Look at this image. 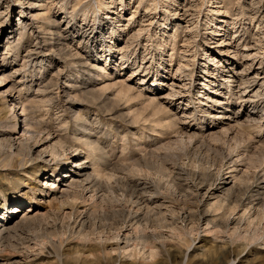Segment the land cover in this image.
Returning <instances> with one entry per match:
<instances>
[{"label":"rangeland","instance_id":"obj_1","mask_svg":"<svg viewBox=\"0 0 264 264\" xmlns=\"http://www.w3.org/2000/svg\"><path fill=\"white\" fill-rule=\"evenodd\" d=\"M0 40V264H264V0H0Z\"/></svg>","mask_w":264,"mask_h":264},{"label":"bare ground","instance_id":"obj_2","mask_svg":"<svg viewBox=\"0 0 264 264\" xmlns=\"http://www.w3.org/2000/svg\"><path fill=\"white\" fill-rule=\"evenodd\" d=\"M21 24V28L22 29H24L25 27H27L26 26V24L25 23H23V22H21L20 23ZM2 40V39H1ZM0 40V41H1ZM124 54V53H123ZM125 56V55H124ZM122 57V56H121ZM205 57V56H204ZM243 57V59H244V56H242ZM124 58V57H123ZM204 61V60H203ZM179 66L180 65H178V67H177V70H179L180 68H179ZM186 67V66H185ZM182 71V70H181ZM185 71V70H184ZM135 73V72H134ZM133 73V74H134ZM186 74V73H185ZM185 76H187L188 77V75H185ZM184 76V77H185ZM233 77V76H232ZM235 77V76H234ZM236 77H237V75H236ZM242 80V83L243 84H247V82H246V79H241ZM249 83V82H248ZM121 84V83H120ZM261 86V85H260ZM129 87H126L125 85H121V86H119V93H121V94H123V96L124 95H126V94H129V91H130V89H128ZM260 89V88H259ZM47 90V89H46ZM1 92V91H0ZM258 92V91H257ZM2 93V92H1ZM40 93V92H39ZM257 94V93H256ZM130 96V95H129ZM138 96V95H137ZM3 98V97H2ZM3 102H5V104H7V102L4 100ZM7 107H8V105H7ZM33 108V107H32ZM6 109V108H5ZM9 109H11L10 107H9ZM6 111H8L7 109H6ZM5 111V112H6ZM7 115V114H6ZM9 115V114H8ZM14 116V115H13ZM22 116V115H21ZM249 117V116H248ZM239 119V118H238ZM238 119H236V121L238 120ZM250 120H251V118H250ZM22 124H23V127H22V132L24 133V139H21V140H19L18 141V144H17V146L15 147V149H14V152L16 153H13V154H15L16 156H21L22 158H23V161L25 162L26 160H29V158H30V152H31V147H30V142H33V144L34 145H36L37 143H39L38 141H40V139H39V137H40V135L42 134V133H44V132H46L45 130H46V128L44 129H42V127H38V124H36L35 123V121H34V119H32V118H30V116H29V118H26V117H23L22 116ZM84 124V123H83ZM87 125V124H86ZM46 135H47V137H49L50 136V134L49 133H46ZM42 139V138H41ZM43 140V139H42ZM91 144V143H90ZM92 145V144H91ZM13 146H14V144H9L8 142H7V144H6V142H0V150H4V153H6V154H10V152L12 151V148H13ZM57 146H59L60 147V145H59V142L57 143V144H55V145H50L49 146V152H47V153H50V155L52 156V157H54V158H57V157H59L60 156V154L58 153V150H57ZM75 148V147H74ZM73 147H71V148H69V149H71L73 152H76L77 151V149L78 148H75L74 149ZM48 149V148H47ZM24 151H26V153L24 154L23 152ZM47 151V150H46ZM66 151V150H65ZM45 152V151H44ZM41 153L39 154V155H37V158H40L41 159ZM6 156V155H5ZM93 160V159H92ZM52 161H54V160H52ZM249 161H250V159H249ZM252 161V160H251ZM261 161V160H260ZM41 162H43L42 164H40L39 166H37V168L39 167V171L40 170H44L45 169V164L44 163H46L47 164V161H45L44 159H41ZM97 162V161H96ZM252 162H254V161H252ZM252 162H250L249 164H251ZM258 162V161H257ZM247 165H248V163H246ZM94 165V163H92V166ZM257 165V164H256ZM251 166H252V164H251ZM254 168V167H253ZM96 170V169H95ZM39 171H37V172H39ZM82 171H84V170H82ZM92 171H94V170H92ZM97 171V170H96ZM75 172V169H72V168H70L69 169V171H67V172H65V173H73L74 175L75 174H77L76 172ZM79 173H80V171H79ZM78 173V174H79ZM94 173H96V172H94ZM81 174V173H80ZM97 174H98V172H97ZM91 175H93V174H91ZM99 175V174H98ZM79 176H81V175H79ZM79 176H77V177H72V176H70V175H66V177H69V178H72V179H80L79 178ZM87 176H88V174H87ZM95 176V175H94ZM97 176V175H96ZM100 176V175H99ZM84 177V176H83ZM88 177H90V176H88ZM93 177V176H92ZM98 177V176H97ZM97 177H95V179L97 178ZM85 178V177H84ZM99 178V177H98ZM64 180V179H63ZM89 180V179H88ZM84 181V180H83ZM87 181V180H86ZM97 181V180H96ZM98 181H100V180H98ZM60 182H64V181H60ZM85 182V181H84ZM78 183H79V185L81 184V182L78 180V182H76L75 184L72 182L70 185H78ZM98 187H99V185H98ZM90 188V187H89ZM142 188V187H141ZM93 193V192H92ZM146 193H147V191H146ZM19 203H22V202H20L19 201ZM137 203H139V202H137ZM250 204H252V202L250 203ZM145 208H146V206H145ZM15 211H17V208L16 207H14L13 208ZM13 209H10V211H8V212H6V213H4V214H2V216H0V243L3 241V239L5 238V236H7V235H9V233L11 232V231H13V230H16V228H19L23 223H25V222H27V221H29V220H35V217H31V216H25V218H23L24 220H22V221H20V223H17L13 228H11V222L13 221V219H11V217H12V215H13V212H12V210ZM34 209V208H33ZM32 210V209H31ZM24 216V215H23ZM32 216H34V215H32ZM249 218V217H248ZM248 221H251V219L249 218V220ZM30 222H32V221H30ZM28 223V222H27ZM10 226V227H9ZM133 231V230H132ZM137 231H138V234L136 233V231H135V237L132 239V238H128L127 236H124V238H123V240H121V238H120V236H119V234L118 235H116L115 237H112V238H110V240L114 243L115 242V246H118V244H117V242H121V241H123L124 242V244H125V248L123 249V250H120V251H122L121 252V254L122 253H125V254H127L128 255V257H130V258H132V257H135L136 255H139L140 253H142V255H144V256H146V257H149V258H151V259H154L153 257H156V255L158 254V251H157V249H156V247H154V245H152L150 242H148L147 241V239H149V238H146V236L145 235H143V231L141 230V228H138L137 229ZM152 234V233H151ZM254 236H256L255 234H253ZM253 236V237H254ZM154 238V237H153ZM132 239V240H131ZM155 239V238H154ZM106 240V239H105ZM110 240H108V241H110ZM153 240V239H152ZM107 241V240H106ZM106 241H104V242H102V245H105V244H107V242ZM150 241V240H149ZM130 242H132V245H130L129 243ZM1 246V245H0ZM112 252V251H111ZM118 252V251H117ZM114 253V252H113ZM120 253V252H119ZM125 254H123V255H125ZM108 258H109V261L110 260H112L113 258H112V256H108ZM149 258H148V260H149ZM114 261V260H113ZM113 264H114V262H113Z\"/></svg>","mask_w":264,"mask_h":264}]
</instances>
